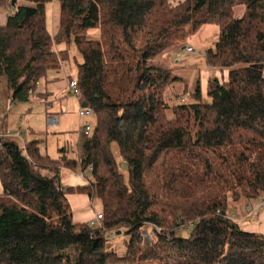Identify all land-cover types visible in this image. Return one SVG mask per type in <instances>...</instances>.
I'll list each match as a JSON object with an SVG mask.
<instances>
[{
	"label": "trees",
	"instance_id": "1",
	"mask_svg": "<svg viewBox=\"0 0 264 264\" xmlns=\"http://www.w3.org/2000/svg\"><path fill=\"white\" fill-rule=\"evenodd\" d=\"M12 1L0 27V77L12 102L29 103L75 46L79 100L96 125L78 160L65 148L58 159L43 155L39 141L20 148L1 140L0 264H264V236L228 215L264 194V0ZM54 1L53 38L46 9ZM206 26L219 29L206 64L228 69V79H209V104L200 82L191 102L184 90L180 104H169L166 93L182 78L154 60ZM92 30L99 39L88 38ZM90 168L85 185L62 187V169L87 176ZM71 191L101 204L100 227L75 223ZM145 226L157 228L152 243ZM188 228L189 237L178 236ZM122 231L124 257L107 248Z\"/></svg>",
	"mask_w": 264,
	"mask_h": 264
},
{
	"label": "rangeland",
	"instance_id": "2",
	"mask_svg": "<svg viewBox=\"0 0 264 264\" xmlns=\"http://www.w3.org/2000/svg\"><path fill=\"white\" fill-rule=\"evenodd\" d=\"M181 1L184 0H172V3L173 5H176ZM6 7L8 8V10L10 9L8 7V4L6 5ZM243 12L244 8L242 7L236 9V15L238 17L242 16ZM97 31L98 30L90 31L88 38L96 40V38L99 37V31ZM218 37V27L208 26L206 27V29L203 28L197 33L189 35L185 39V45H189L194 48L196 53L184 56L180 60L178 66H176L175 68L174 65H168V67L170 66L172 69H176L174 77H181L183 79L182 83L176 85L174 89H171L166 93V99L169 104H180L181 97L184 95V90L187 91V95L185 97L183 96L185 103L191 102L192 99H190L189 94H192L193 90L196 88L197 82H200L199 72L202 73L208 70L205 57L206 51L210 48L213 49L215 47L218 42ZM63 48V46L60 47L61 50ZM168 49L170 52L172 51V53L165 54V59L171 61L170 57H172V59L176 58L174 56V51L177 48L171 49L170 47ZM69 51V61L64 63L62 70L58 72L50 71L48 73L49 80H55V82H57L60 87L67 83L66 79L70 78L74 80L77 78V64L82 63L81 56L75 46H72ZM163 63V58L159 55L154 60V64L158 67H160ZM175 63L177 62L175 61ZM192 67H197V69H192ZM64 70L66 74L64 73ZM45 84L46 80H42L40 82V87H44ZM192 86L193 89H191ZM62 90L63 89H61L60 91ZM67 92L68 89L67 91L65 90L64 92L55 94V96L60 98H65V96H67L69 97V100L68 102L64 101L63 111L59 109L53 111L60 116L59 127L53 129L48 127L47 125L48 113L46 111L44 102L38 100L34 95L32 97V101L29 103H13L11 99V92L8 89L7 82L4 77H0V133H3L5 135L9 134V136L11 137L7 140L16 143L20 148H23V142L16 137L19 135V130L21 129L24 134V140L26 142L25 145L29 144L33 140H37L40 142V151L52 158H58L61 154L60 151L65 148L68 151L71 159L78 160L80 158V155L82 154L81 145L84 141L81 130L87 122L94 127L96 125V118L92 117L87 119H80L79 111L82 108V105L77 98H71L70 95H64ZM171 95L173 97V100H171ZM176 95L179 96V98H177V101L175 100ZM65 108L67 110H65ZM30 114L32 115V117L29 116ZM29 127H32L35 130V136H31L29 134ZM114 156L121 167H123V173L125 174L126 178H128L127 170L124 167L123 161L116 149L114 150ZM76 173H80V171L77 170ZM96 204H98V202H94L93 206L90 207V213L96 212L98 214H101L102 210H98ZM98 214H96V216ZM142 232L144 242L146 244L152 243L155 240L156 235L152 226H145ZM189 235L190 228L180 230V232L178 233V236L183 238H187L189 237ZM128 243L129 236L125 231H122L121 234H111L107 237L108 250L115 252L120 257H124L126 255Z\"/></svg>",
	"mask_w": 264,
	"mask_h": 264
},
{
	"label": "crops",
	"instance_id": "3",
	"mask_svg": "<svg viewBox=\"0 0 264 264\" xmlns=\"http://www.w3.org/2000/svg\"><path fill=\"white\" fill-rule=\"evenodd\" d=\"M9 2H10V0H0V27H5L7 24V18H8L9 10L6 7V5ZM18 6H20V7H33L32 4L24 2V1H18ZM46 15H47L48 32L54 38L57 36V34L59 32V28H60V16H61L60 3L57 1H54L53 3H50L49 5H47ZM206 27H208V26H206ZM206 27H203V28L206 29ZM99 37H97V38L99 39ZM188 46L189 45H184V47L175 46V47H171V49L177 48L176 50H178V49H183V48L188 47ZM189 47H191V46H189ZM58 48H59V50H58ZM56 49H57V51L61 50L60 47H58V46ZM209 50H211V48L208 49L207 51H209ZM167 53L170 54V53H172V51L170 52L169 49H167V50H165L159 54V56H161L163 58V61H164V63L161 64L160 67L172 69L170 67L171 65H174V68L176 66H178L180 61H178L176 58L172 59V57H170L171 61H168L167 59H165V54H167ZM175 61L177 63H175ZM168 65H170V66L168 67ZM63 66H64V64L62 65V67ZM192 69H197V67H192ZM60 70H62V68ZM60 70H58V71H60ZM58 71H56V72H58ZM64 73H65V70H64ZM228 73H229L228 69H212L209 67H208V70H206L202 73L199 72V75H200L199 80L201 83L200 85H201V93H202L203 103L209 104L211 102V100L207 96V87H208L209 79L214 76L217 79H219L220 82H226L228 79ZM66 80H67L66 81L67 83H65L64 85H62V87H60V85L57 82H55V80H49V78L47 76L46 84L44 87L41 88L40 84H38V88H36V93L34 94L38 100L45 103V101L53 102L54 98L58 99V101L56 103L52 104V108L50 110L46 109V111L48 113L47 117L50 113L56 114L53 111H56L57 109H59L61 111L64 110V106H63L64 101L68 102L69 97L65 96V98L64 97L60 98V97L55 96V94H59V92H64L65 90L67 91L68 84L73 79L68 78ZM182 82H183V79H182ZM61 89H63V90L60 91ZM191 89H193V86L191 87ZM64 95H68V96L70 95L71 98L75 97L69 91V89H68V92ZM75 98H77V97H75ZM77 99H78V101H80L79 98H77ZM31 101H32V98L30 99L29 102H31ZM45 107H46V105H45ZM65 110H67V109L65 108ZM29 116L32 117L31 114ZM59 118H60V116H59ZM28 132L31 136L36 135V132L32 127H29ZM1 134L5 136V139H9L11 137V136H9V134H6V135L3 133H1ZM16 135H17V133H16ZM16 137L23 142V145L25 147L26 142L24 140V134H23L21 129L19 130V135ZM33 141H37V140H33ZM39 148H40V145H39ZM42 154L47 155L44 153H42ZM59 157H60V155H59ZM58 158H52V159H58ZM86 183H87V180L82 179L80 173L73 172L69 169H62V171H61V185L66 190H70V189L75 190L77 187L83 186ZM2 192H3V189H2V186H0V195L2 194ZM67 197H68V200L70 202V205H71L73 213H74L75 223H79V224L86 223V224H88L90 221L94 220V218L96 217V214H98V213H96V212L90 213L91 211L89 209H90V207L93 206L94 202L90 201L86 195L75 192V191H71L67 195ZM261 203L264 204V194L262 197H260L258 199H253L249 202L241 203L239 205H231L229 212H228V215L234 222L237 223V225L242 230L247 231V232L257 233V234L264 236V205H263V207H261ZM96 205H97L98 210H102L101 204L99 202Z\"/></svg>",
	"mask_w": 264,
	"mask_h": 264
},
{
	"label": "built area",
	"instance_id": "4",
	"mask_svg": "<svg viewBox=\"0 0 264 264\" xmlns=\"http://www.w3.org/2000/svg\"><path fill=\"white\" fill-rule=\"evenodd\" d=\"M194 53H196L195 49L188 46V47H185L183 49L176 50L174 52V55H175L176 59L178 61H180L184 56L192 55ZM37 88H38V86H37ZM68 89L75 97L79 98L80 92L78 90V84H77L76 80H71L69 82ZM57 101H58L57 98H54L53 102L45 101L46 109L50 110L52 108V104L56 103ZM79 117L81 119L92 118V117H94V111L91 108L82 106V108L79 111ZM59 123H60L59 115L52 114V113H50L48 115V117H47V125H48V127L53 128V129L58 128L59 127ZM92 130H93V126L90 123H88V122L85 123V126L81 130V133H82V136L84 137V139H87V138L90 137V135L92 133ZM3 139H5V136L0 133V142ZM91 172H92V168H90V173L87 174V176L82 174L81 178L84 179V180H87V177H89L91 175ZM263 205L264 204L261 203V207H263ZM102 220H103V216L101 214H98L94 218V220H92V221H90L88 223V225L90 227H100V224H101ZM152 227L155 228L154 226H152ZM155 229H157V228H155Z\"/></svg>",
	"mask_w": 264,
	"mask_h": 264
},
{
	"label": "water",
	"instance_id": "5",
	"mask_svg": "<svg viewBox=\"0 0 264 264\" xmlns=\"http://www.w3.org/2000/svg\"><path fill=\"white\" fill-rule=\"evenodd\" d=\"M16 3H17V0H13L12 1V5L14 6V5H16ZM83 107H87L86 105H83Z\"/></svg>",
	"mask_w": 264,
	"mask_h": 264
}]
</instances>
